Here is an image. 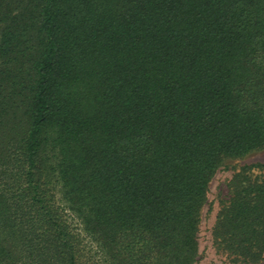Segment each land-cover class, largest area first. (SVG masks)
<instances>
[{
  "label": "trees",
  "instance_id": "1",
  "mask_svg": "<svg viewBox=\"0 0 264 264\" xmlns=\"http://www.w3.org/2000/svg\"><path fill=\"white\" fill-rule=\"evenodd\" d=\"M263 148L264 0H0V264H195L209 181ZM255 166L233 261L264 260Z\"/></svg>",
  "mask_w": 264,
  "mask_h": 264
},
{
  "label": "rangeland",
  "instance_id": "2",
  "mask_svg": "<svg viewBox=\"0 0 264 264\" xmlns=\"http://www.w3.org/2000/svg\"><path fill=\"white\" fill-rule=\"evenodd\" d=\"M263 165L259 167L257 165ZM244 165H256L254 174H264V148L251 151L239 158H225L209 181L206 201L200 211L198 231V255L195 264H264V260L251 263L233 261L226 253L218 250L213 244L211 228L221 203L229 197L228 181Z\"/></svg>",
  "mask_w": 264,
  "mask_h": 264
}]
</instances>
